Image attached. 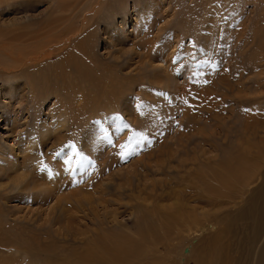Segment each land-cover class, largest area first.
Masks as SVG:
<instances>
[{"label":"rangeland","instance_id":"1","mask_svg":"<svg viewBox=\"0 0 264 264\" xmlns=\"http://www.w3.org/2000/svg\"><path fill=\"white\" fill-rule=\"evenodd\" d=\"M56 1L0 0V64L16 67L22 58L43 55L66 33L68 50L79 55L75 45L88 36L112 82L65 88L74 79L71 68L51 83L60 54L33 71L27 67L28 76H21L32 64L27 59L12 75L0 66V264H84L86 257L90 264H104L100 257L113 264L110 248L119 245L113 231L138 237L140 264H179L208 244L205 262L213 264L214 246L216 252L224 242L245 246L248 222L230 223L225 239L210 241L209 230L180 233L178 219L183 206L184 214L195 206L234 214L262 182L256 174L240 193L215 174L229 177L230 166L239 168L244 157L264 167V0H144L156 6L148 26L138 19L140 0ZM54 19L63 23L51 31ZM118 34L125 37L121 45ZM91 88L99 95L80 106L71 102L73 91ZM222 162L231 164L229 171ZM54 164L71 182L45 193L42 173H54ZM27 182L38 190L21 191ZM209 185L212 194L203 189ZM208 196L230 209L203 205ZM263 244L264 235L257 248Z\"/></svg>","mask_w":264,"mask_h":264},{"label":"bare ground","instance_id":"2","mask_svg":"<svg viewBox=\"0 0 264 264\" xmlns=\"http://www.w3.org/2000/svg\"><path fill=\"white\" fill-rule=\"evenodd\" d=\"M58 1V0H57ZM56 1V2H57ZM68 1V0H67ZM102 1V0H101ZM111 1V0H110ZM140 1H143L142 3V8H140V11H142L141 14H139V21L142 23V25H146L148 26L149 23H151L153 21V18L152 16H154L153 12L156 10V6L153 5V3H149L150 5H148V3L144 2V0H140ZM53 2V0H52ZM62 1H58V4H60ZM148 2V1H147ZM65 3V2H64ZM120 3V2H119ZM54 4V3H53ZM112 5L113 4H110L108 5V7L112 8ZM118 5V4H117ZM61 7H62V4H61ZM60 7V8H61ZM118 7V6H117ZM124 7V6H123ZM89 8V7H88ZM108 8V9H109ZM117 9V8H115ZM124 10V8H123ZM110 11V10H109ZM114 11V9H113ZM127 11H123V20H122V23H123V26L125 27L126 26V22H128L129 20V17H127ZM84 14V13H83ZM83 16V15H82ZM85 16V15H84ZM142 16V18H141ZM64 17V16H63ZM65 19L68 18V17H64ZM84 20L86 19V17L83 18ZM99 19V18H98ZM87 20V19H86ZM100 21V20H99ZM105 21V20H104ZM112 21V20H111ZM84 22V21H83ZM261 22V21H260ZM59 23H63L62 21H59L57 22V19H54L50 22L49 25H54L52 27V30L51 31H55L57 28V25ZM93 23V22H92ZM109 23V22H108ZM113 23V22H112ZM83 25V23H82ZM89 26V25H88ZM149 27H147V29L145 30V32L149 33L150 34V29ZM260 30V29H259ZM65 32H63L62 34H64ZM66 37V38H65ZM116 38L114 39L115 42H118V44L121 45L122 42H124V38L125 37H122L121 35H116L115 36ZM65 38V39H64ZM69 38H68V34L66 33L64 35V37H62V39H54V40H51V44H49L46 48H48V50L43 54V55H33L31 56V58L26 59L22 58V62H20V64L16 67H13L11 66L10 64H5V63H2L0 64V66H2V70H4L6 73H8L9 75H12L13 73H17L18 72V68L21 69V67H23V62L25 61L26 63L30 61V63L32 62V64L30 66H28V63L26 64V69L24 70H21V71H24V73L21 74V76H28V75H31L32 72L29 70V71H26L27 70V67L29 68H32V71L34 70V68L36 66H39V64H41V62H43V59L44 58H47V60H52V56H57L58 54H60L57 58L58 60L60 59V62L59 64L57 65L56 67V70L53 74V76H48L49 78V81L52 83V81H54V79L57 80V78H61V75L60 74H64L65 71H67L68 69L71 70V68L74 70H72L73 74L74 75V79L73 81L69 84H66V82H64V86H66L65 88H71L72 90L75 89V87L79 86L82 87L83 85H86V87H89V85H93V86H96V87H100V86H104L105 87H109V83L111 84V80L108 79V77H106V69L108 70V65H106V69H103V68H99V65L98 63L96 62L94 56H96L94 54V51L91 47V44L88 45L87 42L90 40V37H84V38H81L78 40L77 42V45H75L77 51L79 52V55L75 54L72 52L71 50V53H70V50H68V47L66 46L68 43H69ZM81 40V41H80ZM254 41V40H253ZM63 42V43H62ZM262 43V42H261ZM119 45V46H120ZM116 46V45H115ZM123 46V45H122ZM260 46V44H259ZM19 47V46H18ZM213 47V46H212ZM90 48V49H89ZM114 49V48H113ZM22 50V49H20ZM75 50V49H74ZM87 50V51H86ZM39 52V51H38ZM37 52V53H38ZM44 52V51H43ZM257 52V51H256ZM77 53V52H76ZM22 54V53H21ZM27 55V54H26ZM29 55V54H28ZM261 55V54H260ZM64 56H67V58H63ZM79 56V57H77ZM264 56V55H263ZM43 57V58H42ZM150 59V58H148ZM146 60L147 62L150 63L149 60ZM83 60H85V62L83 63ZM40 62V63H38ZM58 63V62H57ZM264 64V63H263ZM13 65V64H12ZM56 65V64H55ZM1 68V67H0ZM97 68H99V70L97 71ZM19 69V70H20ZM20 71V72H21ZM26 71V73H25ZM31 72V73H30ZM59 72V74H58ZM102 72V74H101ZM57 77V78H56ZM64 78V77H63ZM106 80V81H105ZM163 81V80H161ZM158 83H160V81H158ZM54 84V83H53ZM115 84V83H114ZM263 84V83H262ZM31 85V84H30ZM71 85H74V87H70ZM259 85V84H258ZM32 86V85H31ZM68 86V87H67ZM86 87H83V88H86ZM82 88V89H83ZM168 88V87H166ZM57 90H55L54 92L52 93H55ZM66 93H68V89L65 90ZM77 89L75 91L72 92V97L69 96V98H72V101L71 102H76L77 105H79V101L81 100H87L89 99L90 97H94V96H97L99 95V93L97 92L96 88L95 89H90L88 91H86V89L84 91H81L80 94L78 92V94L76 93ZM71 92V91H69ZM58 93V92H57ZM70 94V93H69ZM105 94V92L103 93ZM32 95L35 96V91H34V88L32 86ZM71 95V94H70ZM113 95L114 98L119 96L117 94H114L113 92H110V96ZM62 97L64 98V102L65 104H67V102L69 100L68 97H64V95H62ZM79 97V98H78ZM36 98V96H35ZM61 98V99H63ZM119 98V97H118ZM39 100H44V99H39ZM75 100V101H74ZM119 100V99H118ZM117 100V101H118ZM41 102V101H39ZM85 102V101H84ZM83 102V103H84ZM75 103V104H76ZM91 103V102H90ZM128 104V103H127ZM81 105V104H80ZM79 105V106H80ZM84 105V104H82ZM83 110V109H82ZM92 138V137H91ZM255 156V155H254ZM253 156V157H254ZM200 157V156H199ZM252 158V157H251ZM244 159V160H243ZM243 162L240 163L241 167L239 166V168H241V170L237 167H234L232 166L230 163L228 164H225L224 162H222L223 166L225 169H228V166L231 167V171H229L230 175L229 177L226 176V178L224 177V175H220V174H215V178L218 182H221L222 184L226 185L227 183L229 185H232L230 184L234 182V189L235 187H239V191L240 193L242 192V186L243 188L248 186V185H251V181L254 180V178H256V174H260L259 175V178H257L258 180H260V178L262 179V182L261 184H259L256 188H254L252 191H251V195L248 197V199L246 200V206L244 207H241L238 211H235L234 214H223V215H217L215 212L213 213V211H211L210 209L207 210L205 208H198L197 206H195L194 208H190V212L189 213H186L184 214V206L182 207V205H184V203L181 201L179 204L180 206L178 207L179 210L181 211V207L183 208V211H182V216L181 218L179 217V228L181 229L180 233H184V229L185 227H189L187 229H190V231L193 229L195 230V234H197L196 236H199V235H204L205 233L208 232V230L212 233L209 234L210 236L208 237V239H211L212 238H216V239H225L226 238V235L228 233V228H229V225L230 223H233V224H237L238 222L241 221H244L245 223L248 222L249 223V226H250V229L252 231V235L245 241V246H242V242H235V245L234 247L231 246V244L229 242H224V244L218 249V251L216 252V248L215 246L213 247L211 253H210V256L213 255L216 257V259H212L211 261L213 262V264H243L244 262H247V261H250V260H253V263L252 264H264V244L260 247V248H257V245L259 243V241L261 240V238L263 237L264 235V167L262 165H259V164H256L255 160L254 162L249 160V158H243ZM83 160V159H82ZM171 161V160H170ZM227 163V162H226ZM239 164V163H238ZM55 165V164H54ZM194 165V163H193ZM60 165L57 164L55 165V168H54V173H51L49 172V176L47 173L43 172L42 174L44 175V178H46L45 180L47 181V184L46 185L47 187H45V185L42 184V188L43 189L44 187L46 188L45 190L43 189V191H45V193H50L53 192V190H55L56 192H61L62 190V187L61 186H65L67 185V183H70L71 182V179L68 180V179H64L63 175H62V172H61V168L60 170H58L57 168L59 167ZM62 166H65V165H62ZM83 166V169L85 170L86 167ZM211 168V167H210ZM237 168V169H236ZM82 170V171H84ZM86 171V170H85ZM191 171V170H190ZM204 173V172H203ZM201 174V173H200ZM198 175V174H197ZM206 175V174H205ZM42 176V175H41ZM210 176V175H209ZM211 178V177H210ZM194 179V178H193ZM202 179V178H201ZM256 180V179H255ZM33 181V180H32ZM30 182V181H29ZM254 182V181H253ZM22 183V182H21ZM43 183V182H42ZM46 183V182H45ZM20 184V183H19ZM19 184H17L19 186ZM37 184V183H36ZM36 184H33L32 182L31 183H24V185H22V188L20 189L21 191H28V190H31V189H35V190H38V186H36ZM50 184H53V185H50ZM39 185V184H38ZM71 185V184H70ZM236 185V186H235ZM44 186V187H43ZM211 188L209 189L208 188H204L203 189L205 190V192H208L209 194L211 193L212 194V190H215L213 186L209 185ZM232 187V188H233ZM231 190V189H230ZM238 191V192H239ZM197 192H199L197 190ZM203 192V191H202ZM232 192V191H231ZM238 192H236V194H238ZM44 193V192H43ZM201 193V192H200ZM199 193V194H200ZM78 195V193H77ZM206 195V194H205ZM43 196V195H42ZM201 196V195H200ZM200 196L196 199L198 202H199V199L201 200ZM207 196V195H206ZM217 197H227V195L225 194H222L220 193L219 194H216ZM234 196V195H233ZM68 197V196H67ZM70 197V195H69ZM211 197V196H210ZM232 197V196H231ZM38 198V197H37ZM66 199V197H63ZM229 198V196H228ZM39 199H40V196H39ZM78 199V198H77ZM62 200V199H60ZM64 200V199H63ZM206 202V204H203V205H211L213 207H215L214 205L216 204V207H224L225 203L227 202H224L223 204H218L219 201L218 200H213L211 198H205V199H202ZM218 201V203L216 202ZM233 201V200H232ZM216 202V203H214ZM202 203V202H200ZM228 203V202H227ZM235 204V203H234ZM228 205V204H226ZM225 205V206H226ZM233 205V204H232ZM236 205V204H235ZM234 205V207H235ZM202 206V205H201ZM73 207V206H72ZM227 207V206H226ZM231 207V206H230ZM186 208V207H185ZM228 208V207H227ZM225 208V209H227ZM76 209V208H75ZM189 209V208H188ZM201 209V210H199ZM221 209V208H220ZM223 209V210H225ZM230 209V208H228ZM236 209V208H235ZM217 210V209H216ZM215 210V211H216ZM76 211V210H75ZM222 212V211H221ZM218 213V211H217ZM61 214V213H60ZM216 214V215H214ZM220 214V213H219ZM116 219V218H115ZM48 221V220H47ZM19 222V221H18ZM49 222V221H48ZM181 222H183L181 224ZM65 224V223H64ZM19 224H16L14 227H17ZM182 225V226H181ZM21 225H19V229L21 230L20 228ZM46 226V225H45ZM31 227V226H30ZM27 228V227H25ZM34 228V227H33ZM47 228V227H46ZM18 229V228H17ZM30 229V228H29ZM41 229V228H40ZM102 229H104V227H102ZM15 230V229H14ZM106 231V229H104ZM16 231V230H15ZM24 231V230H23ZM29 231V230H28ZM35 231V230H34ZM18 232V231H17ZM33 232V231H31ZM36 232V231H35ZM104 232V231H103ZM112 232V230H111ZM115 235L119 234L117 237L118 239V244L117 246L113 245V250L110 248V253L109 255L111 256V258L114 260V263L113 264H140L141 263V260L143 261L144 257V253H142L141 255L140 254V248L139 247H136V246H140L139 244H136L138 243L137 241L135 242L134 240H136L135 238L132 240L130 237H128L127 235H122V233H116L115 231H113ZM19 233V232H18ZM28 233V232H27ZM37 233V232H36ZM59 233V232H58ZM57 233V234H58ZM106 233V232H104ZM179 233V234H180ZM24 235V233H22ZM29 234V233H28ZM89 234V233H87ZM94 234V233H93ZM98 234V233H97ZM107 234V233H106ZM114 234H112L114 236ZM30 235V234H29ZM59 235V234H58ZM73 235V234H72ZM110 235V234H109ZM35 236V234L33 235ZM39 236V235H38ZM89 236V235H88ZM98 237V235H96ZM104 236V235H103ZM108 236V235H107ZM111 236V235H110ZM131 236V235H130ZM184 235H182L180 238H182L183 240H185V238H183ZM195 236V237H196ZM26 237V236H25ZM56 237V236H55ZM95 237V236H94ZM38 238V237H37ZM41 240H42V236L40 237ZM39 238V239H40ZM57 238V237H56ZM76 238V237H75ZM84 238V237H83ZM108 238V237H107ZM116 238H113V239H116ZM46 239V238H45ZM67 237H66V241H67ZM91 240L93 238H90ZM89 239V240H90ZM112 239V238H111ZM196 239V238H195ZM5 240V239H4ZM44 240V239H43ZM109 240V239H108ZM9 241V240H8ZM75 241V240H74ZM73 241V242H74ZM135 243H134V242ZM182 241V240H181ZM10 242V241H9ZM40 242V241H39ZM68 242H70L68 240ZM7 243V242H6ZM95 243V242H94ZM128 243V244H127ZM209 243V242H208ZM9 244V243H8ZM38 244V243H37ZM132 244H136L135 246L132 245ZM2 245V244H1ZM40 245H42L40 243ZM40 245L38 244V246L40 247ZM60 245V244H59ZM67 245V244H66ZM93 245V244H92ZM96 245V244H95ZM101 245V243H100ZM9 246V245H8ZM69 246V245H68ZM115 246V248H114ZM50 247V246H48ZM65 247V246H64ZM63 247V249H64ZM100 247V246H99ZM136 247V248H135ZM16 248V247H15ZM103 248V247H102ZM134 248V249H133ZM193 248V247H192ZM19 249V247L17 248ZM93 249V248H92ZM190 248H187L186 250V253H188V250ZM198 249H200L201 251V254H200V258L198 259L197 256V251ZM204 249H209V244L206 246V247H203L202 246V249L201 248H197L194 247L193 250L190 252V257L188 255L186 256H183L184 257V261L183 262H186V260L189 261H193V264H208V262H205V261H208V252H203ZM67 250V249H66ZM73 250V249H72ZM104 250V249H103ZM182 250H184L182 248ZM26 251V250H25ZM107 251V250H106ZM142 251V250H141ZM16 252V251H15ZM48 252V250H47ZM54 252V251H53ZM99 252V251H98ZM139 252V253H138ZM184 252V251H183ZM24 253V252H23ZM29 253V252H28ZM83 253V252H82ZM89 253V252H88ZM102 253V252H100ZM25 254H27L25 252ZM68 254V253H67ZM86 254V253H85ZM52 255V253H51ZM63 255V254H62ZM97 255V254H96ZM185 255V254H184ZM81 257V256H80ZM149 257V256H148ZM146 258V257H145ZM245 258V259H243ZM100 261H102L104 264L105 261L103 259V257H100L99 258ZM74 260V258H73ZM160 260L156 261L153 263V264H161V262H159ZM51 262V261H50ZM100 262V263H102ZM147 263H149L148 261H146ZM183 262H179V264H185ZM211 262V263H212ZM71 263V262H70ZM84 264H90L91 261L89 260L88 257L85 258L84 262H82ZM99 263V262H98ZM64 264H68L67 262ZM186 264H190V263H186Z\"/></svg>","mask_w":264,"mask_h":264},{"label":"snow or ice","instance_id":"3","mask_svg":"<svg viewBox=\"0 0 264 264\" xmlns=\"http://www.w3.org/2000/svg\"><path fill=\"white\" fill-rule=\"evenodd\" d=\"M124 127H127V125H124ZM109 143H111V139L109 138ZM122 149L125 148L126 146L125 145H121L120 146Z\"/></svg>","mask_w":264,"mask_h":264}]
</instances>
